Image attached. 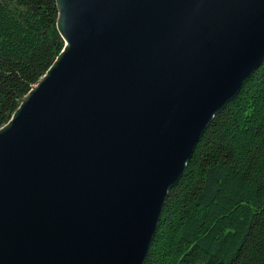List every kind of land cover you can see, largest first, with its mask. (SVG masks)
Listing matches in <instances>:
<instances>
[{
    "label": "water",
    "instance_id": "obj_1",
    "mask_svg": "<svg viewBox=\"0 0 264 264\" xmlns=\"http://www.w3.org/2000/svg\"><path fill=\"white\" fill-rule=\"evenodd\" d=\"M63 45L0 126V264H143L201 134L264 60V0H54Z\"/></svg>",
    "mask_w": 264,
    "mask_h": 264
},
{
    "label": "trees",
    "instance_id": "obj_2",
    "mask_svg": "<svg viewBox=\"0 0 264 264\" xmlns=\"http://www.w3.org/2000/svg\"><path fill=\"white\" fill-rule=\"evenodd\" d=\"M55 19L54 0H0V126L60 51ZM150 244L143 264H264V60L201 134Z\"/></svg>",
    "mask_w": 264,
    "mask_h": 264
},
{
    "label": "bare ground",
    "instance_id": "obj_3",
    "mask_svg": "<svg viewBox=\"0 0 264 264\" xmlns=\"http://www.w3.org/2000/svg\"><path fill=\"white\" fill-rule=\"evenodd\" d=\"M151 245V244H150Z\"/></svg>",
    "mask_w": 264,
    "mask_h": 264
}]
</instances>
